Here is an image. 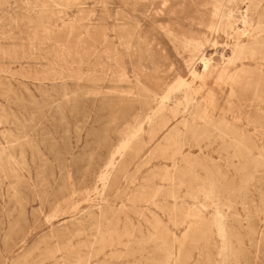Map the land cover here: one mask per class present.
<instances>
[{
	"label": "rangeland",
	"instance_id": "rangeland-1",
	"mask_svg": "<svg viewBox=\"0 0 264 264\" xmlns=\"http://www.w3.org/2000/svg\"><path fill=\"white\" fill-rule=\"evenodd\" d=\"M244 3L0 0V264H264V0ZM199 38L216 68L190 85L228 136L178 116L122 147Z\"/></svg>",
	"mask_w": 264,
	"mask_h": 264
},
{
	"label": "bare ground",
	"instance_id": "bare-ground-1",
	"mask_svg": "<svg viewBox=\"0 0 264 264\" xmlns=\"http://www.w3.org/2000/svg\"><path fill=\"white\" fill-rule=\"evenodd\" d=\"M254 0H252L253 2ZM256 2V1H255ZM251 3V4H255ZM260 2V1H259ZM246 3V0H245ZM244 3V5H245ZM247 9V7H246ZM226 11V10H225ZM247 11V10H246ZM245 12V11H244ZM258 12V11H257ZM256 13V12H255ZM243 14V13H242ZM248 14V13H247ZM232 10H227L224 14L226 23L228 24L230 18L232 17ZM249 16V15H248ZM247 16V17H248ZM254 17V16H253ZM244 18V17H243ZM249 18V17H248ZM262 18V17H260ZM82 19V18H81ZM241 19V18H240ZM246 20V19H244ZM260 20V19H259ZM249 21V20H248ZM205 22V21H204ZM252 22V21H251ZM250 22V23H251ZM249 23V24H250ZM263 23V22H262ZM208 24V22H207ZM244 24V23H241ZM259 24V23H258ZM219 21L215 23L214 25L207 26L208 30L210 32H218L219 31ZM237 25V24H236ZM240 25V24H239ZM237 25V26H239ZM262 25V24H261ZM264 25V24H263ZM262 25V26H263ZM206 26V24H205ZM243 27V25L241 26ZM256 27V26H255ZM226 28H230L229 25H227ZM251 28V27H250ZM232 31H234V34H239L237 28H231ZM241 29V28H240ZM261 29V27H260ZM264 29V28H263ZM32 31V30H31ZM245 31V30H244ZM252 31V30H251ZM172 33V32H170ZM34 34V33H33ZM169 34V32H168ZM190 34V33H189ZM211 34V33H210ZM121 35V34H120ZM85 36V35H84ZM99 36V35H98ZM128 36V35H127ZM211 36V35H210ZM216 37V36H215ZM243 37V36H242ZM30 38V37H29ZM33 38V37H32ZM85 38V37H84ZM185 38V37H184ZM28 40V38H27ZM47 40V39H46ZM187 40V38H186ZM208 38H199L194 41L193 48L191 49L192 56L189 59V62L187 61L185 64L186 73L187 76L190 78L188 81L187 76H183L178 70L173 69L174 77L173 79L165 84V90L164 93L159 97V100H156V95L153 96V101L156 102V106L154 108H151L148 113H146L144 117V123H141L138 125L137 128L133 130L129 138L127 139V142L123 144L122 147L127 145L129 141L134 140L139 133H142L144 130V124L152 122L154 126H159L160 128L167 127L168 124L173 120L177 119L178 116H181L180 119L176 122L178 126H175V132L182 136H184L185 133L189 134L192 133L195 134L198 129H200V132L202 131H208L212 132L213 130L220 134H224V132L221 131V129L218 126H215L213 124L214 117H212L208 112V105L211 102L208 98H203L201 101H198L196 98V95L198 91H196L190 83L194 81L195 79H200L204 81L207 77H209L215 70V66L213 65V60L211 57H207L202 53V49L204 48L205 43L207 42ZM261 40V39H260ZM29 41V40H28ZM264 41V38H263ZM30 42V41H29ZM185 42V41H184ZM262 42V41H261ZM55 43V42H54ZM125 43V42H123ZM131 43V42H130ZM190 43V42H189ZM41 44V43H40ZM60 44V43H59ZM127 44V43H126ZM96 45V44H95ZM94 45V46H95ZM133 45V44H132ZM182 45V44H181ZM208 45V44H207ZM41 46V45H40ZM187 46V45H186ZM212 46V45H211ZM215 46V43H214ZM237 46V45H236ZM188 47V46H187ZM34 48V47H33ZM52 48V47H51ZM186 49V48H185ZM251 50V49H250ZM248 51V50H247ZM234 49H231V53L233 54ZM255 52V50H254ZM121 53V52H120ZM197 56V57H194ZM219 57L222 59V61H225L227 64L231 62V56H227L224 54V52L219 53ZM110 59V58H109ZM196 60L201 64L202 69L198 70L196 66L194 65L196 63ZM69 64V63H68ZM81 64V63H80ZM98 65V64H97ZM117 65V64H116ZM104 66V65H103ZM102 66V67H103ZM124 66V65H123ZM133 66V65H132ZM122 67V66H121ZM227 65H224L221 67L217 74V79L224 78L227 82H229V78L227 75H225ZM247 67V66H246ZM135 68V67H134ZM172 70V69H171ZM172 72V71H171ZM134 73V72H132ZM184 73V72H183ZM225 76V77H224ZM138 77V76H137ZM187 77V78H186ZM136 81H138L136 79ZM150 87V86H149ZM151 88V87H150ZM209 101V102H208ZM212 125L213 129H210L208 126ZM153 126V127H154ZM208 127V128H207ZM153 129V128H152ZM154 130V129H153ZM152 130V131H153ZM149 132V131H148ZM173 133V132H172ZM222 136V135H221ZM224 136H228L224 134ZM231 136V135H230ZM229 136V137H230ZM177 137V136H176ZM150 138V137H149ZM154 138V137H153ZM179 138V137H178ZM177 138V139H178ZM125 139V138H124ZM180 139V138H179ZM223 139V138H222ZM230 139V138H229ZM183 141V139H181ZM231 140L233 143L237 145L238 141L231 137ZM181 141V142H182ZM144 142V141H143ZM231 142V143H232ZM136 143V142H134ZM133 143V144H134ZM225 144V143H224ZM135 146V145H134ZM182 147V146H180ZM226 148V147H225ZM234 148V146H233ZM224 149V148H223ZM248 149V148H247ZM178 150V149H177ZM180 150V149H179ZM241 150V149H240ZM239 150V151H240ZM250 151V150H249ZM179 152V151H178ZM243 152V151H242ZM177 153V152H175ZM229 153V152H228ZM245 154V153H244ZM237 155V154H236ZM253 155V154H252ZM206 156V155H205ZM239 156V155H237ZM245 157V156H244ZM238 158V157H237ZM174 160V159H173ZM185 162V161H184ZM190 164V163H189ZM173 165V164H172ZM253 166V165H252ZM168 169V168H167ZM239 169V168H237ZM236 169V170H237ZM242 170V169H241ZM243 170H245L243 168ZM177 171V170H175ZM174 171V172H175ZM247 172V171H245ZM244 172V173H245ZM254 172V171H253ZM251 173V172H250ZM167 177V176H166ZM176 178V177H175ZM249 178V177H248ZM252 178V177H251ZM253 178L252 180H254ZM250 180V178H249ZM174 182V181H173ZM178 182V181H177ZM254 182V181H253ZM179 186V185H178ZM173 187V186H172ZM219 189V188H217ZM221 189V188H220ZM232 193V192H230ZM223 194V193H222ZM221 196V195H220ZM225 197V196H224ZM229 200V199H228ZM220 201V200H219ZM154 203V202H153ZM155 204V203H154ZM223 205V204H222ZM225 205V203H224ZM222 212V211H220ZM228 216V215H227ZM227 219V217H225ZM224 225V224H223ZM226 227V226H225ZM227 229V228H226ZM194 231V230H193ZM227 234V233H226ZM203 237V236H202ZM201 238V237H200ZM174 239V238H173ZM172 239V240H173ZM171 240V239H170ZM196 240V239H195ZM174 242V240H173ZM259 245V244H258ZM257 245V246H258ZM168 247V246H167ZM195 247H193L194 249ZM170 250V249H169ZM166 251V249H165ZM164 251V252H165ZM166 256V255H165ZM166 260V259H165Z\"/></svg>",
	"mask_w": 264,
	"mask_h": 264
}]
</instances>
